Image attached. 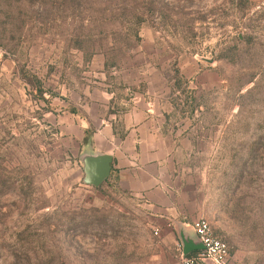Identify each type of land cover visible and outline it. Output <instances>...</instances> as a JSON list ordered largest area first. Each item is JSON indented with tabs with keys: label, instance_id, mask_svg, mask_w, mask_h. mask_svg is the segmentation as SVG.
<instances>
[{
	"label": "rangeland",
	"instance_id": "1",
	"mask_svg": "<svg viewBox=\"0 0 264 264\" xmlns=\"http://www.w3.org/2000/svg\"><path fill=\"white\" fill-rule=\"evenodd\" d=\"M140 126L189 226L264 264V0H0V264H182L142 195L86 182Z\"/></svg>",
	"mask_w": 264,
	"mask_h": 264
},
{
	"label": "crops",
	"instance_id": "2",
	"mask_svg": "<svg viewBox=\"0 0 264 264\" xmlns=\"http://www.w3.org/2000/svg\"><path fill=\"white\" fill-rule=\"evenodd\" d=\"M161 137H148L138 129L128 132L126 139L119 147L95 150L94 158L106 156L108 158V176L115 177L117 186L122 190L142 195L152 208L153 216L168 228L173 226L179 238H184L193 246H197L196 237L188 220L186 201L175 203L169 175L168 153L160 146ZM152 145V146H149ZM97 149V146H96ZM189 227V228H188ZM200 249L192 248L187 256H191Z\"/></svg>",
	"mask_w": 264,
	"mask_h": 264
},
{
	"label": "built area",
	"instance_id": "3",
	"mask_svg": "<svg viewBox=\"0 0 264 264\" xmlns=\"http://www.w3.org/2000/svg\"><path fill=\"white\" fill-rule=\"evenodd\" d=\"M192 229L203 248L195 254L187 256L182 254V247L179 244L177 247L182 264H227V246L213 234L209 224L199 220L193 224Z\"/></svg>",
	"mask_w": 264,
	"mask_h": 264
},
{
	"label": "water",
	"instance_id": "4",
	"mask_svg": "<svg viewBox=\"0 0 264 264\" xmlns=\"http://www.w3.org/2000/svg\"><path fill=\"white\" fill-rule=\"evenodd\" d=\"M108 158L106 156H102L99 158H92L88 160L85 164V174H86V182L97 186L108 176ZM197 246H193L190 241L186 239H182L181 243L183 244L182 254L187 255L188 251L192 248L202 250V245L198 242L197 238Z\"/></svg>",
	"mask_w": 264,
	"mask_h": 264
}]
</instances>
